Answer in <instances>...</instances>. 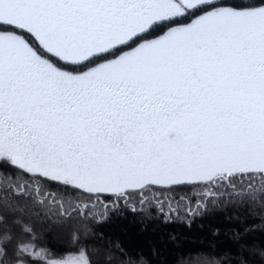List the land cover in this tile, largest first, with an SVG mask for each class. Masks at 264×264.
<instances>
[{
    "label": "snow or ice",
    "instance_id": "1",
    "mask_svg": "<svg viewBox=\"0 0 264 264\" xmlns=\"http://www.w3.org/2000/svg\"><path fill=\"white\" fill-rule=\"evenodd\" d=\"M185 185L264 209V0H0V264H97L13 198L70 222L85 194Z\"/></svg>",
    "mask_w": 264,
    "mask_h": 264
},
{
    "label": "trees",
    "instance_id": "2",
    "mask_svg": "<svg viewBox=\"0 0 264 264\" xmlns=\"http://www.w3.org/2000/svg\"><path fill=\"white\" fill-rule=\"evenodd\" d=\"M51 190L57 191L55 184ZM201 191L198 185H185L130 199L100 194L88 200L85 194L91 213L70 222L56 214L58 206L49 213L47 204L32 199L13 198V203L33 222L44 246L66 255L77 244L72 239L76 232L79 243L96 253L97 264H110L108 257L115 264H126L122 253L138 255L142 264H233L241 249L249 264H262L258 252L264 250V209L233 204L204 207ZM3 195L12 193L0 192Z\"/></svg>",
    "mask_w": 264,
    "mask_h": 264
},
{
    "label": "rangeland",
    "instance_id": "3",
    "mask_svg": "<svg viewBox=\"0 0 264 264\" xmlns=\"http://www.w3.org/2000/svg\"><path fill=\"white\" fill-rule=\"evenodd\" d=\"M63 237H64V236H63ZM107 259L110 260V261H109L110 264H115V263L111 262L112 257H108ZM108 260H107V261H108Z\"/></svg>",
    "mask_w": 264,
    "mask_h": 264
}]
</instances>
